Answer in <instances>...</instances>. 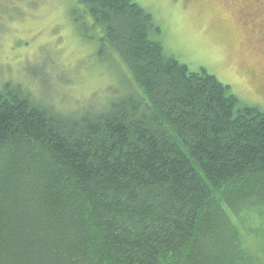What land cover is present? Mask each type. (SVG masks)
<instances>
[{
    "label": "trees",
    "instance_id": "trees-1",
    "mask_svg": "<svg viewBox=\"0 0 264 264\" xmlns=\"http://www.w3.org/2000/svg\"><path fill=\"white\" fill-rule=\"evenodd\" d=\"M71 11L120 92L63 111L0 85V264H264V109L167 52L135 0Z\"/></svg>",
    "mask_w": 264,
    "mask_h": 264
},
{
    "label": "rangeland",
    "instance_id": "rangeland-1",
    "mask_svg": "<svg viewBox=\"0 0 264 264\" xmlns=\"http://www.w3.org/2000/svg\"><path fill=\"white\" fill-rule=\"evenodd\" d=\"M135 1L160 26L167 52L191 70L205 68L229 85L241 103L264 109V58L216 0ZM73 4L74 0H0V85L7 79L18 82L63 111L120 92L122 80L108 51L98 54L99 46L88 39V27L84 36L89 19L76 21ZM115 64L130 80L117 59Z\"/></svg>",
    "mask_w": 264,
    "mask_h": 264
},
{
    "label": "flooded vegetation",
    "instance_id": "flooded-vegetation-1",
    "mask_svg": "<svg viewBox=\"0 0 264 264\" xmlns=\"http://www.w3.org/2000/svg\"><path fill=\"white\" fill-rule=\"evenodd\" d=\"M189 1L191 0H179L181 3ZM216 1L229 14L235 27L246 34L247 43L259 56L264 58V0Z\"/></svg>",
    "mask_w": 264,
    "mask_h": 264
}]
</instances>
